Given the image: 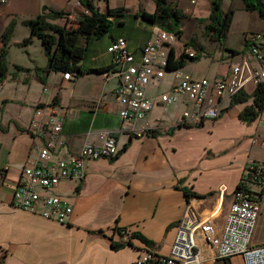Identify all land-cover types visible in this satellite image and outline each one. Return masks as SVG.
I'll use <instances>...</instances> for the list:
<instances>
[{"label": "crops", "instance_id": "0c3cea01", "mask_svg": "<svg viewBox=\"0 0 264 264\" xmlns=\"http://www.w3.org/2000/svg\"><path fill=\"white\" fill-rule=\"evenodd\" d=\"M84 1L102 13L109 8L124 10L110 17L108 33L84 38L86 52L77 63L83 71L71 72L66 79L65 72L49 69L39 37L23 43L31 34L26 21L46 7L67 13V18L52 22L69 20L75 25L90 13L85 4L81 0H0V46L4 32L13 25L6 54L8 71L0 81V167H7L5 181L0 183V264H137L145 249L166 255L189 201L200 214L217 211L214 221L222 227L249 164H264V110L253 121L240 118L253 97L234 104L233 97L217 98L216 118L197 126H180L179 120L193 111L194 103L174 93L177 79L168 70L147 89L152 110L142 119L127 120L120 116L117 89L121 77L115 70V56L108 51L114 39L124 37L138 64L143 47L159 32H168L166 27L180 30V34L168 32L176 36L169 53L173 48L176 57L187 54L180 71L198 79L218 80L244 60L259 64L247 40L251 32L264 33V17L258 10H247L243 0L237 4L236 0H220L223 11L234 10L231 26L220 42L206 30L212 0H167L170 8L182 14L177 25L167 17L156 22L143 18V12H156V0ZM130 19L138 27L148 22L143 35L132 32ZM108 66L106 72L89 71ZM255 88L248 83L243 91L252 96ZM166 93L177 95V100L163 101ZM49 106L62 117L53 160L78 153L87 139L100 144V130L111 131L119 148L113 158L88 159L83 180L63 179L49 190L72 204L67 222L13 204L24 167L35 161L44 143L38 131L50 117ZM115 226L130 227L154 245L138 238L124 242ZM112 243L124 246L116 249ZM201 246L205 263L213 264V251L203 242Z\"/></svg>", "mask_w": 264, "mask_h": 264}, {"label": "built area", "instance_id": "2783aa9c", "mask_svg": "<svg viewBox=\"0 0 264 264\" xmlns=\"http://www.w3.org/2000/svg\"><path fill=\"white\" fill-rule=\"evenodd\" d=\"M4 1V0H2ZM252 55L259 62L257 66L248 60L233 65L229 72L218 80L194 78L189 73L173 70L177 79L173 91L186 95L194 103L193 111L179 120L183 125H200L207 118L219 115L215 100L224 96L233 97L244 90L248 83L258 85L264 81V33L251 32L247 35ZM176 36L166 31L149 41L142 49L140 63H135V55L128 48L124 37L114 39L108 51L114 54V65L121 77L117 89L120 103V116L127 120L142 119L153 108V102L147 95L149 85L160 81L167 70L169 48ZM193 56L194 52H189ZM70 71L64 73L71 78ZM163 101L177 100V95H162ZM50 117L39 129L44 143L38 148L34 162L26 165L19 184L13 193V204L17 207L39 213L42 216L67 222L73 213L68 199L49 190L57 187L63 179L83 180L86 177V161L117 155L119 148L113 133L100 130V144L87 139L80 151L69 157L58 155L53 160L54 149L62 131L61 114L49 106ZM255 142L259 140L254 139ZM63 143V141H61ZM264 146V140L261 141ZM53 162L50 164V162ZM6 166L0 167V183L5 181ZM245 178L253 183L264 185V164L251 162ZM225 187L221 190L225 191ZM246 189L234 191L232 203L226 221L220 227L214 217L217 211L203 215L197 212L189 201L176 225V232L169 252L160 255L155 249H145L139 255L137 264H206L201 242L213 251V264H264V244L252 245V234L260 214L259 199ZM121 240L132 239L130 227L118 228Z\"/></svg>", "mask_w": 264, "mask_h": 264}, {"label": "trees", "instance_id": "16d2710c", "mask_svg": "<svg viewBox=\"0 0 264 264\" xmlns=\"http://www.w3.org/2000/svg\"><path fill=\"white\" fill-rule=\"evenodd\" d=\"M87 9L90 11L89 14L83 15L75 25H70V21L67 20L64 24H58L52 22L59 18H67V13L63 11H55L48 8H44L43 12L40 13L33 19L27 20L26 23L31 29V34L26 38L23 43H29L33 37H39L46 49L47 56L49 58V69L63 72H82L83 70L77 65V63L83 59L86 46L80 44L79 40L81 36L89 37L94 35L101 37L108 33L112 26L110 17L115 15H121L124 8H109L106 13L100 12L94 7L91 2H85L81 0ZM157 10L155 13L143 12L142 16L146 20L156 22L161 19L171 18L177 25L180 21L182 14L177 9H172L167 5V0H156ZM245 8L247 10H258L260 15L264 17V0H243ZM234 10L229 9L223 11L220 0H212L211 13L206 24V30L208 36L211 39L223 42L232 22ZM13 30V25H10L2 36V44L0 46V81L4 79L7 74V45L9 38ZM176 34H180V30H175ZM186 53H183L180 57H176L175 51L172 48L168 56L167 70L173 71L181 69L184 66ZM111 67H98L91 68L89 71L94 72H106ZM253 97L252 104L246 105L240 112V118L245 121H253L258 118L259 114L264 110V81L256 85V88L252 94H247L243 90L239 91L233 96L232 103H242L248 101ZM203 123V122H202ZM201 123V124H202ZM200 124V125H201ZM181 124L180 126H182ZM193 126V125H185ZM113 158V157H112ZM251 180L245 178V174L235 190L246 189L253 193ZM184 192L190 197L191 194L188 189ZM264 193V188L260 192V195ZM116 227V226H115ZM117 227L115 231L117 232ZM138 238L145 244L153 246L154 242L146 238L139 232L132 234V239ZM131 243V240H129ZM124 246L123 243H112L113 248H120Z\"/></svg>", "mask_w": 264, "mask_h": 264}, {"label": "rangeland", "instance_id": "374dc122", "mask_svg": "<svg viewBox=\"0 0 264 264\" xmlns=\"http://www.w3.org/2000/svg\"><path fill=\"white\" fill-rule=\"evenodd\" d=\"M238 2L242 3L241 0L235 1L236 4ZM143 22H144L143 25L141 27H138L135 23V19L129 20V25L131 26L132 32L135 33V35L144 34L143 28L148 24V22L146 21ZM166 30L171 33L175 32L172 28H168V27H166ZM84 38H86V36L80 37L79 40L80 44L84 43ZM251 185H252V190L254 191L253 195L256 196L260 202V214L252 234V245L257 246L264 243V193L260 195V192L263 190L264 185L261 183H251Z\"/></svg>", "mask_w": 264, "mask_h": 264}]
</instances>
